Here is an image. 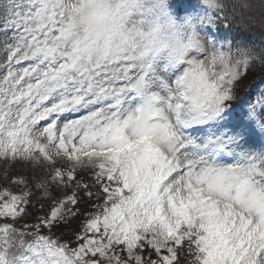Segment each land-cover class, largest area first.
I'll return each instance as SVG.
<instances>
[{
	"label": "snow or ice",
	"instance_id": "snow-or-ice-1",
	"mask_svg": "<svg viewBox=\"0 0 264 264\" xmlns=\"http://www.w3.org/2000/svg\"><path fill=\"white\" fill-rule=\"evenodd\" d=\"M258 2L0 0V264H264Z\"/></svg>",
	"mask_w": 264,
	"mask_h": 264
},
{
	"label": "rangeland",
	"instance_id": "rangeland-1",
	"mask_svg": "<svg viewBox=\"0 0 264 264\" xmlns=\"http://www.w3.org/2000/svg\"><path fill=\"white\" fill-rule=\"evenodd\" d=\"M256 8H258L257 4H256ZM67 118L68 119L75 118V115L74 114L73 115H69ZM40 126H41V128L44 127L45 126V122H41ZM3 170H4L3 169V165L0 164V177H2V175H3ZM34 172L38 176L46 175V173L44 172V170L42 168H37V169H32L31 167L24 168V167H21L20 165H17L14 169H10L9 170V174L10 175L19 174V175H26V176H29V177H31ZM80 175H83V173L78 169V176H80ZM74 187H75V185H70L68 188L56 190V193H55L56 198L60 199V198H63L66 194H70L71 191L74 189ZM13 190L15 191L16 189H13ZM82 202L83 201H81V203ZM33 203L35 204V207L29 209V211L31 213V216L44 215L45 213L49 212L51 207L53 206L52 201H46L44 203L43 209H41V205L39 203H36L35 199L33 200ZM78 225H79V223H78ZM61 229L64 230L65 228L61 227ZM76 229H77V227H76Z\"/></svg>",
	"mask_w": 264,
	"mask_h": 264
},
{
	"label": "trees",
	"instance_id": "trees-1",
	"mask_svg": "<svg viewBox=\"0 0 264 264\" xmlns=\"http://www.w3.org/2000/svg\"><path fill=\"white\" fill-rule=\"evenodd\" d=\"M256 4H257V7H258L256 9L259 10L260 9V4H259L258 0H257V3ZM248 38L255 40V42L259 44L260 43V32H259V30L257 29L256 32H255V34L253 36L248 37ZM255 76H259V73H256ZM249 79L250 80L251 79L252 80H258V79H254L252 76H250ZM79 207H80V209H82L81 210L82 212L84 210H90V205L89 204H86L84 201L79 205ZM83 218H84L83 215L79 216L76 220H74L72 222L71 227L74 230L76 229V227L78 228V226H79L78 223L80 224V222L83 220ZM54 231L56 232L57 235H60L61 233H66L67 230L66 229L62 230L61 228H59V229H55Z\"/></svg>",
	"mask_w": 264,
	"mask_h": 264
}]
</instances>
